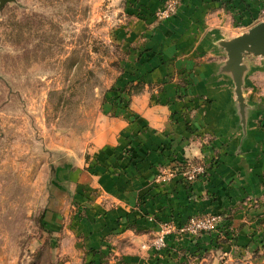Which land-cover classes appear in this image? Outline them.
Here are the masks:
<instances>
[{"label": "rangeland", "instance_id": "obj_1", "mask_svg": "<svg viewBox=\"0 0 264 264\" xmlns=\"http://www.w3.org/2000/svg\"><path fill=\"white\" fill-rule=\"evenodd\" d=\"M180 3L0 0V264H130L125 255L138 264L157 257L159 263L264 264V171L253 178L254 143L247 138L231 157L242 168L236 178L245 187L228 188L235 198L222 211L198 213L180 224L160 222L155 233L133 221L112 233L108 250L99 245L91 218L86 221L89 211H103L97 184L86 183L99 175L97 152L139 119L134 98L158 91L144 80L143 60L152 51L146 35L174 17ZM188 77L179 79L188 83ZM199 140L201 147L212 141ZM222 163L218 155L188 156L160 165L154 182L178 180L192 188ZM199 167L203 171L193 172ZM240 212V226L251 224L246 244L233 224ZM212 217V230L179 231L193 218ZM167 225L175 230L158 249L155 241ZM204 237L211 241L198 246ZM183 238L195 246L178 254L171 242Z\"/></svg>", "mask_w": 264, "mask_h": 264}, {"label": "crops", "instance_id": "obj_2", "mask_svg": "<svg viewBox=\"0 0 264 264\" xmlns=\"http://www.w3.org/2000/svg\"><path fill=\"white\" fill-rule=\"evenodd\" d=\"M180 1L179 12L146 35L147 47L152 51L143 60L144 80L158 91L134 98L133 107L139 112V119L131 130L127 126L125 131L120 128L99 149V175L86 180L92 183L93 179L104 197L100 198L103 211H89L86 221L91 218L94 234L101 236L99 245L107 250L112 233L122 231L133 221L155 233L160 222L173 219L180 224L198 213L222 211L227 199L235 198L228 188L245 187L243 179L236 178L242 168L232 163L240 153L236 149L242 137L234 84L220 72L227 57L217 42L236 38L260 24L258 17L264 0ZM248 63L250 71L243 90L251 107L247 140L254 144L249 154L255 156L249 170L256 178L264 171V61L258 57ZM185 76H190L191 81L182 83L180 79ZM199 136L212 141L201 147ZM217 155L223 161L221 166L211 172L209 180L196 182L192 188L178 180L164 185L154 182L160 165L188 156ZM243 214H237L233 224L240 243L246 244L251 224L240 226ZM122 237L125 235L117 238ZM205 240L210 242L211 237L199 240L198 246L203 247ZM173 243L171 247L178 254L195 246L188 238ZM142 248L148 246L144 244ZM157 258L147 262L180 264L186 260L175 262L167 258L159 263ZM125 260L138 264L134 257L125 255Z\"/></svg>", "mask_w": 264, "mask_h": 264}, {"label": "water", "instance_id": "obj_3", "mask_svg": "<svg viewBox=\"0 0 264 264\" xmlns=\"http://www.w3.org/2000/svg\"><path fill=\"white\" fill-rule=\"evenodd\" d=\"M217 46L223 50L227 57L220 72L233 81L236 95L235 107L239 119V129L242 132L241 140H245L248 137V116L251 107L247 103L243 89L246 76L250 71L248 61L258 57L264 61V23L254 26L236 38L221 39L217 42Z\"/></svg>", "mask_w": 264, "mask_h": 264}, {"label": "built area", "instance_id": "obj_4", "mask_svg": "<svg viewBox=\"0 0 264 264\" xmlns=\"http://www.w3.org/2000/svg\"><path fill=\"white\" fill-rule=\"evenodd\" d=\"M170 9L176 10L173 5H170ZM259 23H264V8L260 11V15L258 17ZM201 172L203 171V168H195L193 172ZM193 176L191 175V178ZM216 217L212 218H205V219H199V218H193L192 220L188 221L186 224L181 226L179 231L182 233L184 231H190L191 235H198L205 231L212 230L216 227ZM175 230L173 226H163L161 230V235L159 238L155 241L156 247L159 249L161 247H165L166 245V237L168 234H171V232Z\"/></svg>", "mask_w": 264, "mask_h": 264}]
</instances>
